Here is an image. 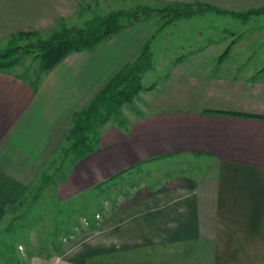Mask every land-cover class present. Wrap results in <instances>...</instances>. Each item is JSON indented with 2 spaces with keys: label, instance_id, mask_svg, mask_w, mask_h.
<instances>
[{
  "label": "crops",
  "instance_id": "crops-1",
  "mask_svg": "<svg viewBox=\"0 0 264 264\" xmlns=\"http://www.w3.org/2000/svg\"><path fill=\"white\" fill-rule=\"evenodd\" d=\"M88 1H202L234 11L264 4L0 0V44L17 31L52 30ZM160 25L153 17L138 21L92 50L70 52L35 78L11 71L13 66L0 69V223L13 224L24 216L14 211L27 208L30 193L46 187L36 180L48 175V164L59 156L74 111L152 43ZM231 50L223 60L240 66L230 75L208 73L201 51L178 60L152 88L142 90L147 93L144 101L139 99L127 112L122 106L124 124L107 121L91 152L56 170L59 181L53 186L58 199L66 201L101 191L153 162L185 169L142 179L108 202L103 218L89 229L73 231L62 248L17 251L12 262L264 264V74L258 75L257 68L237 74L245 71L250 55L242 53L235 61ZM5 208L14 211L6 214ZM83 235L91 240L68 253L69 243Z\"/></svg>",
  "mask_w": 264,
  "mask_h": 264
},
{
  "label": "rangeland",
  "instance_id": "rangeland-1",
  "mask_svg": "<svg viewBox=\"0 0 264 264\" xmlns=\"http://www.w3.org/2000/svg\"><path fill=\"white\" fill-rule=\"evenodd\" d=\"M138 4H142V2L88 1L77 13L64 18V23L67 26H82L87 19L96 13L105 14L115 10H132ZM144 4L152 7H164L167 3ZM152 17L157 18L161 25L152 38V43H150L153 67L143 75L142 83L145 86L160 81L164 75L172 70L173 65L178 60L197 51L202 52V57L206 61L204 67L207 68L208 73L232 74L234 66H240V64L223 60L232 49L231 51L235 55L232 59L235 61L241 59L242 53L250 55L248 61L243 58L247 61L243 66L245 71L240 69L237 74H246L249 71H256L257 68V72H261L258 75L263 76L264 14L241 17L202 9L197 10L189 17L176 20L167 21L168 18H161L157 13L151 14L150 18ZM57 24L54 28L58 27ZM52 30L43 31L42 35L46 36ZM6 42L5 39L2 41L0 49L6 46ZM226 48L228 50L222 57ZM220 57H222L221 60ZM222 60V65L217 66V63ZM11 71L30 79L35 78L41 72L39 61L32 53L20 54L19 61ZM146 96L147 93L141 90L133 102L125 104L127 108L125 111L127 112L128 109L136 105L139 99L144 101ZM64 147L65 145L59 151V156H55L48 164L46 170L48 175L36 180V183H44L46 187L30 193L33 197L31 202H28V207H19L17 211L11 208L3 209L6 214L14 211L16 214L23 213L24 216L17 219L19 222L13 224L0 223V264H15L12 262V257H16L15 252L17 251L22 253L29 250L31 254H34L37 252L36 249L45 252L43 248L50 246L52 248V245L57 248L62 245L60 247L62 248L63 243L66 239L67 241L70 239L69 236L73 231L80 232L83 229H89L96 221L103 218L108 202L112 204L115 200L120 199L122 194L129 191L134 184L142 179L151 180L166 172L170 174L174 170L185 169L184 167L173 169L171 165L167 167L165 161L153 162L137 173L127 174L122 176V179H117L115 183L104 186L101 191L82 192L75 198L62 201L58 199L53 184L59 181L58 169L60 167L66 169L70 161L73 160L71 153L64 154ZM155 167L159 169V172L154 173ZM90 240L89 235H83L79 240L71 241L68 248L71 251L68 253H73L82 247L81 244L84 245Z\"/></svg>",
  "mask_w": 264,
  "mask_h": 264
},
{
  "label": "trees",
  "instance_id": "trees-1",
  "mask_svg": "<svg viewBox=\"0 0 264 264\" xmlns=\"http://www.w3.org/2000/svg\"><path fill=\"white\" fill-rule=\"evenodd\" d=\"M202 9L241 17L264 14V4L243 11H234L202 1H192L170 2L164 7H152L142 3L132 10L96 13L82 26H67L59 20L58 27L46 36H43V31L39 30L17 31L10 34L6 39V46L0 49V69H7L17 64L20 54L32 53L39 61L40 70L45 71L58 64L70 52L92 50L123 28L141 20H148L153 13L159 14L161 18H168V21L189 17ZM227 50L226 48L222 57ZM152 67V52L148 41L136 57L125 64L88 103L74 111L71 127L65 138L64 154L71 153L73 159L81 158L98 144L99 130L103 124L110 119H114L119 125L124 124L122 106L133 102L141 90H148L156 83L152 82L146 86L142 83L144 73ZM118 176H121V173L114 178ZM101 185L98 184L97 188Z\"/></svg>",
  "mask_w": 264,
  "mask_h": 264
}]
</instances>
